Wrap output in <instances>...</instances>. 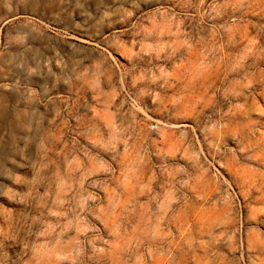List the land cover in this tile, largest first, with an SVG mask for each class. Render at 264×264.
Here are the masks:
<instances>
[{"label":"rangeland","instance_id":"374dc122","mask_svg":"<svg viewBox=\"0 0 264 264\" xmlns=\"http://www.w3.org/2000/svg\"><path fill=\"white\" fill-rule=\"evenodd\" d=\"M4 1L0 264H264V0Z\"/></svg>","mask_w":264,"mask_h":264},{"label":"crops","instance_id":"0c3cea01","mask_svg":"<svg viewBox=\"0 0 264 264\" xmlns=\"http://www.w3.org/2000/svg\"><path fill=\"white\" fill-rule=\"evenodd\" d=\"M3 4L6 6V7H8V8H13V7H16V5H17V0H12V2H7V1H4L3 2ZM1 97H0V102H1ZM0 105H1V103H0Z\"/></svg>","mask_w":264,"mask_h":264}]
</instances>
